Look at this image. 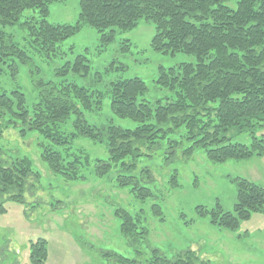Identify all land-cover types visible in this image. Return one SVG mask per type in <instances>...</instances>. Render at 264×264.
Here are the masks:
<instances>
[{
    "label": "trees",
    "instance_id": "16d2710c",
    "mask_svg": "<svg viewBox=\"0 0 264 264\" xmlns=\"http://www.w3.org/2000/svg\"><path fill=\"white\" fill-rule=\"evenodd\" d=\"M65 1L0 0V74L6 65L14 77L19 64L29 60L27 52L3 29L4 25L16 23L26 9L36 10L37 15L20 25L27 31L31 48L43 56L56 54L57 44L83 25L99 33L100 46L104 47L114 40L117 30L130 31L143 19L154 26L153 50L183 52L194 56L195 61L159 67L156 83L174 90L175 97L158 100L154 107L140 98L146 84L138 77L113 80L103 92L69 82L59 87L40 81L39 98L31 108L20 90L0 92V110L12 116L10 124L14 127L20 124L21 136L36 132L55 145H69L63 150L44 146L40 159L46 171L81 184L88 181L91 171L116 188H128L136 198L146 199L152 192L142 183L136 161L144 155L145 145H154L163 134L180 126H184L185 137L191 141L185 151L191 155L201 149L210 162L264 154V136L254 133L256 127L264 125V0H235L234 7L228 5L231 0H78L74 23L49 22V5ZM123 42L126 47L131 45L128 38ZM65 67L80 75L89 72L88 61L82 55ZM105 97L109 98L113 115L133 120L137 126L88 124L83 112L100 111ZM71 114H75V119L67 134L61 125ZM233 128L248 131L250 143L231 142L226 133ZM77 138L104 146L107 156L91 160L83 148L74 145ZM44 170L40 163L37 168L28 155L0 158L1 202L11 201L24 209L28 205L35 207L27 199L42 184ZM143 171L150 177L148 169L142 170L141 175ZM176 177L174 173L171 185L176 183ZM235 184L233 212L200 207L199 211L210 213L213 225L234 229L240 219L264 212L263 187L243 177H237ZM152 208L155 214H161L159 204L153 203ZM0 210H5L3 204ZM113 215L119 220V236L134 255L131 258L113 250L101 252L100 257L109 264H138L136 257L141 256L142 264H203L189 248L171 258L157 249L143 253L140 244L146 241L148 229L139 216L120 206L113 209ZM82 235H79L81 244L92 248ZM26 260L27 264H46L48 239L31 238Z\"/></svg>",
    "mask_w": 264,
    "mask_h": 264
},
{
    "label": "rangeland",
    "instance_id": "374dc122",
    "mask_svg": "<svg viewBox=\"0 0 264 264\" xmlns=\"http://www.w3.org/2000/svg\"><path fill=\"white\" fill-rule=\"evenodd\" d=\"M228 5L234 7L235 0ZM36 15V10L26 9L16 23L3 26L13 41L27 52L29 60L19 64L14 77L6 65L3 66L0 92L20 90L28 108L39 98L40 81L59 87L69 82L103 92L111 81L132 77L145 82L146 91L140 98L154 107L158 100L163 102L175 97L174 90L156 83L159 67H175L195 61L194 56L183 52L170 54L153 50L154 26L143 19L130 31L117 30L114 40L104 47L100 46L99 33L83 25L77 33L57 44L56 54L43 56L31 48L27 31L20 25ZM77 17L78 0L49 5L47 20L51 23H74ZM125 38L131 42L129 47L123 42ZM78 55L88 61L86 75L65 67ZM110 111L109 98L105 97L100 111H84L83 117L88 124L98 127L107 124L125 128L137 126V122L117 117ZM11 119L8 112L0 110V158L9 160L28 155L37 168L40 163L45 170L42 184L37 185L33 196L27 199L35 207L28 205L24 209L11 201L1 202L0 197V205L5 208L0 210V264H27L29 240L39 236L48 239L46 264H109L100 257L101 252L109 250L133 258V249L117 232L119 220L113 215L116 206L137 214L147 227L146 241L140 244L143 253L157 249L160 254L171 258L189 248L196 252L203 264H264V212L252 213L248 218L240 219L234 229H227L213 225L209 212L199 211L202 206L208 211L219 208L233 212L237 177L264 188V154L213 163L207 160L201 149L194 150L191 155L185 151L191 141L185 137L184 126H180L163 134L154 145L143 147L144 155L138 158L136 167L152 196L139 199L130 194L128 188H116L112 182L99 179L90 169L83 171V174L90 171L84 184L66 181L60 174L46 171L40 159L44 146L63 150L69 145H55L36 132L21 136L20 124L14 127L10 124ZM74 119L75 114H71L61 125V130L68 134ZM254 133L264 136V125L256 127ZM226 136L231 142L249 144L251 141L248 131L235 128ZM74 145L83 148L91 160L107 156L104 146L86 138H77ZM144 169L150 171V177L144 171L141 175ZM174 173L176 183L171 185ZM153 203L160 205L161 214L154 213ZM80 234L92 248L81 244ZM142 257H136L138 264L143 263Z\"/></svg>",
    "mask_w": 264,
    "mask_h": 264
}]
</instances>
